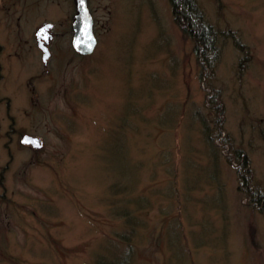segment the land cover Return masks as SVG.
Returning <instances> with one entry per match:
<instances>
[{
  "label": "rangeland",
  "instance_id": "obj_1",
  "mask_svg": "<svg viewBox=\"0 0 264 264\" xmlns=\"http://www.w3.org/2000/svg\"><path fill=\"white\" fill-rule=\"evenodd\" d=\"M72 1L0 11V264H264V0H198L209 52L169 0H89L90 55Z\"/></svg>",
  "mask_w": 264,
  "mask_h": 264
},
{
  "label": "trees",
  "instance_id": "obj_2",
  "mask_svg": "<svg viewBox=\"0 0 264 264\" xmlns=\"http://www.w3.org/2000/svg\"><path fill=\"white\" fill-rule=\"evenodd\" d=\"M173 16L177 22L182 26V28L193 36L196 43V51L200 52V50L207 52L214 50L215 46V37L216 30L211 27V25L205 19L204 12L200 7L198 0H169ZM241 152L237 153V158L243 160V157L240 155ZM245 160V157H244ZM246 161L241 162L243 165L241 166L240 175L242 178L243 187H249L250 178L247 176L246 170ZM248 171V170H247ZM249 189H247L248 191ZM263 191L255 190L254 200L262 201L259 204H264V194ZM260 199V200H259ZM106 264H126L125 260L122 262H105ZM100 264H104L103 261H100ZM128 264V263H127Z\"/></svg>",
  "mask_w": 264,
  "mask_h": 264
},
{
  "label": "water",
  "instance_id": "obj_3",
  "mask_svg": "<svg viewBox=\"0 0 264 264\" xmlns=\"http://www.w3.org/2000/svg\"><path fill=\"white\" fill-rule=\"evenodd\" d=\"M73 2L75 4V13L72 18V46L79 54L90 55L95 51L98 45L94 15L90 8L89 0H74ZM51 26L52 24H46L41 28L44 34L43 39L40 41V47H42L44 52L42 56L45 61H47L50 57L49 55H51V51L47 45L51 35L46 32ZM21 142L29 144L35 149L43 146L41 138L31 134H24Z\"/></svg>",
  "mask_w": 264,
  "mask_h": 264
},
{
  "label": "flooded vegetation",
  "instance_id": "obj_4",
  "mask_svg": "<svg viewBox=\"0 0 264 264\" xmlns=\"http://www.w3.org/2000/svg\"><path fill=\"white\" fill-rule=\"evenodd\" d=\"M8 9V5L5 3V0H0V11L1 13L3 14L4 11H6ZM37 28V27H36ZM41 31V25L39 24L38 25V28L36 29V32H35V41H36V44L35 45L36 47H38L40 49V46H39V43L43 37V34L42 31ZM0 37H1V33H0ZM54 37V33H53V30H51V37H50V41H49V47L51 49V42H52V39ZM1 38H4V37H1ZM52 50V49H51ZM4 52V44L0 41V57L2 56ZM1 60V58H0ZM0 63H3L2 60L0 61ZM0 68L2 69V66L0 65Z\"/></svg>",
  "mask_w": 264,
  "mask_h": 264
}]
</instances>
